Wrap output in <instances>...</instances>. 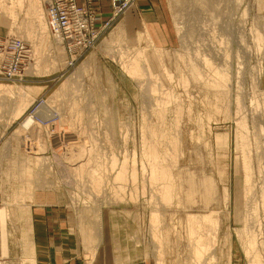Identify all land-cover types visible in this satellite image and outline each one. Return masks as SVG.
I'll return each instance as SVG.
<instances>
[{"label": "rangeland", "instance_id": "obj_1", "mask_svg": "<svg viewBox=\"0 0 264 264\" xmlns=\"http://www.w3.org/2000/svg\"><path fill=\"white\" fill-rule=\"evenodd\" d=\"M49 1L0 0V42L21 61L0 80V230L43 193L123 262L264 263V0H71L98 34L79 50ZM204 216L215 238L195 261Z\"/></svg>", "mask_w": 264, "mask_h": 264}, {"label": "crops", "instance_id": "obj_2", "mask_svg": "<svg viewBox=\"0 0 264 264\" xmlns=\"http://www.w3.org/2000/svg\"><path fill=\"white\" fill-rule=\"evenodd\" d=\"M27 205L24 224L0 230V264H132L114 255L111 245L86 244L59 201L42 193Z\"/></svg>", "mask_w": 264, "mask_h": 264}, {"label": "built area", "instance_id": "obj_3", "mask_svg": "<svg viewBox=\"0 0 264 264\" xmlns=\"http://www.w3.org/2000/svg\"><path fill=\"white\" fill-rule=\"evenodd\" d=\"M47 14L51 29L69 46L74 47L73 49H87L95 42L97 31L90 35L85 33L87 23L83 19L84 12L71 0H50ZM13 46L14 50L18 47ZM20 50L17 49L18 54ZM18 56L8 52L6 44L0 42V80H12L17 76L21 67Z\"/></svg>", "mask_w": 264, "mask_h": 264}, {"label": "bare ground", "instance_id": "obj_4", "mask_svg": "<svg viewBox=\"0 0 264 264\" xmlns=\"http://www.w3.org/2000/svg\"><path fill=\"white\" fill-rule=\"evenodd\" d=\"M202 1V0H201ZM205 1V0H204ZM236 1V0H235ZM20 2V1H19ZM206 2H208L207 0H206ZM226 2V1H225ZM231 2V1H230ZM206 4V3H205ZM12 8V7H11ZM217 8V7H216ZM10 9V8H9ZM1 10V9H0ZM8 11V10H7ZM12 11V10H11ZM218 11V10H217ZM4 12V11H3ZM6 12V11H5ZM7 13V12H6ZM0 14H2L1 12H0ZM9 14H10V11H9ZM9 14H8V16H9ZM13 14V15H12ZM7 15V14H6ZM5 14H3V16H5V17H7ZM11 15L13 16L12 18H14V12L12 13L11 12ZM11 19V18H10ZM8 20H9V18H8ZM1 21V20H0ZM2 21H3V18H2ZM1 21V22H2ZM4 22V21H3ZM5 22H9V21H7V19H6V21ZM5 25V24H4ZM5 26H7V25H5ZM5 28H7V27H5ZM8 28H9V26H8ZM257 33V32H256ZM257 35H258V33H257ZM257 35H256V38H258L257 37ZM260 35V34H259ZM261 37V36H260ZM259 39V38H258ZM257 39V40H258ZM260 42V41H259ZM135 54V53H134ZM136 55V54H135ZM140 56V55H139ZM136 57V56H135ZM146 58V57H145ZM138 59H140V58H138ZM136 60V59H135ZM145 60V59H144ZM130 61H131V59H130ZM135 62V61H134ZM130 63V62H129ZM189 63V62H188ZM144 64H146V63H144ZM193 64V63H192ZM130 65V64H129ZM131 65H132V63H131ZM136 65V64H135ZM189 65V64H188ZM186 66V65H185ZM193 66H195V65H193ZM142 67V66H141ZM135 68V67H134ZM189 68V67H188ZM193 68V67H192ZM128 69V68H127ZM134 70V69H133ZM136 70V69H135ZM163 70H164V68H163ZM128 71V70H127ZM143 71H146L145 69L143 70ZM143 71H142V73H143ZM167 71V70H166ZM190 71H192V70H190ZM194 71V70H193ZM197 71V70H196ZM199 71V70H198ZM133 73V72H132ZM136 73V72H135ZM145 74H147L146 72H144ZM149 73V72H148ZM168 73V72H167ZM192 73V72H191ZM195 73V72H194ZM200 73V72H199ZM168 75V74H167ZM193 75V74H192ZM197 75V74H196ZM133 76V75H132ZM140 76H141V74H140ZM150 76V75H149ZM170 76V75H169ZM193 76H195V75H193ZM201 76V75H200ZM134 77V76H133ZM136 77V76H135ZM142 77V76H141ZM143 77H145V76H143ZM147 77H148V75H147ZM168 78H170V77H168ZM198 78V77H197ZM136 79V78H135ZM139 79V78H138ZM193 79H195L196 80V78H193ZM199 79V78H198ZM149 80V79H148ZM180 81V80H179ZM154 82V81H153ZM181 82V81H180ZM184 82H185V79H184ZM188 83V82H187ZM152 83L150 82H148V87H149V85H151ZM201 84V83H200ZM140 85V84H139ZM153 85V84H152ZM155 86V85H154ZM184 86V85H183ZM156 89V88H155ZM10 91H11V89H10V87L8 88V86H7V88L6 87H1L0 86V94H3V95H0V96H3L2 97V99H4V97L6 96V95H8L9 93H10ZM147 91V93H149L148 91H149V88L146 90ZM162 91V90H161ZM155 92H156V90H155ZM160 92V91H159ZM153 93V92H152ZM151 93V94H152ZM160 94V93H159ZM149 95H150V93H149ZM162 95H164V93L162 94ZM9 97V96H8ZM10 98V97H9ZM155 99V98H154ZM167 99V98H166ZM159 100V99H158ZM2 103V102H1ZM153 103V102H152ZM161 103V102H160ZM3 104V103H2ZM2 104H0V105H2ZM5 104V103H4ZM157 105V104H156ZM239 112V111H238ZM28 124L30 125V120L28 119L27 121H26V123H25V125L24 126H28ZM242 133V132H241ZM180 135V134H179ZM178 135V136H179ZM181 136V135H180ZM242 136V135H241ZM241 136H239V137H241ZM244 137V136H243ZM176 138H174V140H175ZM144 140V139H143ZM142 140V143L144 144V141ZM181 140V139H180ZM241 140V139H240ZM243 140H244V138H243ZM176 142H179V139L178 140H175ZM175 142V143H176ZM244 142V141H243ZM243 142L241 141V143L243 144ZM97 143V142H96ZM180 143H181V141H180ZM245 143V142H244ZM178 144V143H177ZM146 145V144H145ZM245 145V144H244ZM147 146V145H146ZM145 146V147H146ZM174 147H175V144H174ZM181 147V146H180ZM176 148H178V147H175V149ZM244 148V147H243ZM246 148V147H245ZM244 148V149H245ZM142 149H143V146H142ZM146 149H147V147H146ZM146 149H143V150H146ZM148 150H150V148H148ZM173 151H175V150H173ZM179 151V150H178ZM177 151V152H178ZM244 151V150H243ZM246 151V150H245ZM145 152V151H144ZM146 152H149V151H146ZM145 152V153H146ZM150 152L152 153V154H150L151 155V157H152V155H153V153H154V148H153V151L152 150H150ZM156 153V152H155ZM154 153V154H155ZM247 153V152H246ZM144 154V153H143ZM142 154V155H143ZM157 154V153H156ZM174 154V153H173ZM159 155V154H158ZM175 155H177V154H175ZM178 155H180V154H178ZM178 155H177V157H178ZM246 155V154H245ZM244 154H243V160H244V158H245V160H247V157L245 156ZM145 156H146V154H145ZM149 156V155H148ZM148 156H146L147 158V160L148 159H150V158H148ZM157 156V155H156ZM247 156H249L248 155V153H247ZM155 157V156H154ZM160 157L161 158H163V156H161L160 155ZM176 157V156H175ZM143 159H144V157H142ZM153 158V157H152ZM173 158V157H172ZM179 159V158H178ZM257 159V158H256ZM145 160V159H144ZM153 160V159H152ZM248 160H249V157H248ZM146 161V160H145ZM156 161V160H155ZM162 161V160H161ZM147 163H146V165H148V162H149V160L148 161H146ZM150 162H152L153 163V161H150ZM159 162V161H158ZM157 162V163H158ZM164 162V161H163ZM174 162V161H173ZM152 163L150 164V165H152ZM176 163V162H175ZM174 163V164H175ZM161 164V163H160ZM164 164V163H163ZM145 165V164H144ZM250 165V164H249ZM248 165V168L250 167ZM122 166H123V164H122ZM160 166V165H159ZM175 166H176V164H175ZM245 167H247V165H244ZM150 167V166H149ZM153 167V166H152ZM158 167V165L156 166V168ZM245 167H242L243 168V171L245 170ZM123 169V168H122ZM151 169V167L150 168H148V171ZM161 170V169H160ZM122 171V170H121ZM142 171H144V170H142ZM153 171V170H152ZM158 171V170H157ZM165 171V170H164ZM245 171H247V170H245ZM245 171L243 172L244 174H245V183L246 182H248V180H250L251 179V177H247L248 175H250L251 173H249L248 174V172L247 173H245ZM248 171H250V172H252L251 170H250V168H249V170ZM134 172V171H133ZM119 173V172H118ZM125 173V172H124ZM144 173V172H143ZM148 174H149V172H147ZM159 173H161V172H159ZM163 173H166V172H163ZM154 174H155V172H154ZM168 173H166V175H167ZM124 175V174H123ZM151 175V174H150ZM169 175V174H168ZM167 175V176H168ZM96 176V175H95ZM156 176V175H155ZM244 176V175H243ZM251 176V175H250ZM97 177H99V176H97ZM120 177H122V175L120 176ZM124 177V176H123ZM150 177H152V176H150ZM170 177V176H169ZM96 178V177H95ZM94 178V179H95ZM101 178V177H100ZM117 178V176L115 177V179ZM172 178V177H171ZM248 178H250V179H248ZM158 179V178H157ZM253 179V178H252ZM134 180H135V178H134ZM155 180V179H154ZM100 181V180H99ZM98 181V182H99ZM116 181V180H115ZM121 181V180H120ZM122 181H124V180H122ZM149 181V180H148ZM158 181V180H157ZM126 182V181H125ZM131 182H133V181H131ZM165 183H166V180L164 181ZM210 182V181H209ZM153 183V182H152ZM159 183V182H158ZM168 183V182H167ZM245 183H244V186L245 187H247L246 185H245ZM252 183V182H251ZM251 183L249 184V182L248 183H246L247 185L249 184L250 186H251ZM160 184H161V182H160ZM155 186H157V183L156 184H154ZM170 185V184H169ZM212 185H210L209 187H211ZM249 186V187H250ZM152 187V186H151ZM156 188V187H155ZM158 188H160V187H158ZM163 188V187H162ZM171 188V187H170ZM213 189V188H212ZM224 189V188H223ZM247 189H248V187H247ZM250 189V188H249ZM159 190V189H158ZM166 190V189H165ZM165 190H164V193H165ZM161 191L163 192V190L161 189ZM160 192V191H159ZM248 192V191H247ZM163 194H161V196H162ZM167 195L168 194H166L165 196H166V198L167 199H165V200H167L168 201V199L171 197V196H169V198L167 197ZM171 195V194H170ZM159 196V195H158ZM160 196V197H161ZM262 197V196H261ZM171 199V198H170ZM262 199V198H261ZM163 202H164V200H163ZM253 202V201H252ZM166 203V202H165ZM164 203V205H167V204H165ZM245 203H247V201L245 202ZM248 206V205H247ZM251 206V205H250ZM249 207V206H248ZM250 211V210H249ZM248 211V212H249ZM252 211V210H251ZM251 211H250V214H253V212L251 213ZM247 214V213H246ZM256 214V213H255ZM248 215V214H247ZM254 215V214H253ZM155 216V215H154ZM246 216V215H245ZM2 217H4L3 215H2ZM248 217V216H247ZM256 217V216H255ZM254 216H253V219L255 218ZM246 218V217H245ZM252 219V218H251ZM245 220V219H244ZM248 220V219H247ZM215 220L213 219H211L210 217H202L201 218V220L200 221H197L199 224H201V225H203L204 226V228H205V233L204 234H196V235H194L193 233H192V230H193V228H190V238L191 237H193V247H192V255H193V258H194V260L195 261H200L201 260V258L203 257V254H204V252L206 251V250H208V248H209V246H210V242H212V241H214V235H215V230H216V227H217V225H216V221L214 222ZM251 221H253V220H251ZM254 222V221H253ZM198 223H197V225H198ZM209 223V224H208ZM245 223H247L246 221H245ZM249 225V224H248ZM247 224H245V228L248 230V232L246 231L245 233H247L246 234V236H247V245H248V247L249 246H253L254 247V245L256 244V243H259V242H257L256 241V238H255V231L253 232L250 228L251 227H249ZM198 227H200V225H198ZM202 227V226H201ZM245 229V230H246ZM261 241V240H260ZM246 243V242H245ZM261 247H262V249H264V240H262L261 242ZM211 245H212V243H211ZM246 245V244H245ZM247 247V250L249 249ZM252 247V248H253ZM259 248H260V246H259ZM249 251V250H248ZM251 251H253V250H251ZM261 252V251H260ZM249 253V252H248ZM251 253V255H252V252H250ZM255 253V252H254ZM250 256V255H249ZM213 257V256H212ZM251 257V256H250ZM252 259V258H251ZM250 263L251 264H264V263H262V261L259 259V255H258V252H256L254 255H253V260H250Z\"/></svg>", "mask_w": 264, "mask_h": 264}]
</instances>
